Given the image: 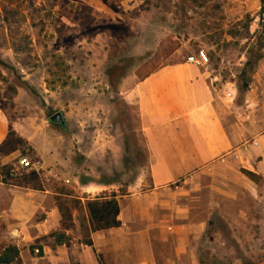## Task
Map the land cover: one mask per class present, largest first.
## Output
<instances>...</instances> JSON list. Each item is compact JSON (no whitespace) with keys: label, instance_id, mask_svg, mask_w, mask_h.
Here are the masks:
<instances>
[{"label":"rangeland","instance_id":"374dc122","mask_svg":"<svg viewBox=\"0 0 264 264\" xmlns=\"http://www.w3.org/2000/svg\"><path fill=\"white\" fill-rule=\"evenodd\" d=\"M189 57L216 85L235 90L236 105L249 100L264 113V0H0V115L15 148L0 166V255L14 247L22 264L21 253L38 258L43 247H69L73 218L86 243V199L148 190L150 165L128 93ZM58 113L64 127L50 123ZM255 141L246 142L243 164L219 162L141 199L153 210L139 223L126 212L140 240L128 263L264 264V180L241 174L264 154V138L259 148ZM21 156L40 159L57 177H10ZM10 187L59 194L73 228L61 220L58 232L23 244L7 217Z\"/></svg>","mask_w":264,"mask_h":264},{"label":"crops","instance_id":"0c3cea01","mask_svg":"<svg viewBox=\"0 0 264 264\" xmlns=\"http://www.w3.org/2000/svg\"><path fill=\"white\" fill-rule=\"evenodd\" d=\"M215 81L200 64L175 63L134 82L128 95L134 102L136 132L150 165L148 190L143 194L112 193L119 207L120 228L91 233L85 214L84 231L89 232V239L82 243V226L73 218L75 237L69 247H43L38 258L22 257L21 253L22 264H129L130 247L137 246L140 240L128 231L126 212L132 210L134 221L139 223L153 210L150 205L141 207L144 197L161 194L176 182L219 162L234 159L243 164L249 138H255L254 148L260 146L258 138H264V113H260L263 107L249 100L236 105L235 90L216 85ZM7 136L8 124L0 115V145ZM8 155L0 153V166L8 163ZM255 156L258 159L245 169L264 180V170L259 167L264 154ZM9 189L7 217L23 244L30 245L61 229L56 201L59 194ZM70 233L66 231V235ZM89 240L92 247L85 245Z\"/></svg>","mask_w":264,"mask_h":264},{"label":"trees","instance_id":"16d2710c","mask_svg":"<svg viewBox=\"0 0 264 264\" xmlns=\"http://www.w3.org/2000/svg\"><path fill=\"white\" fill-rule=\"evenodd\" d=\"M10 137L11 134H8L6 140L0 145V153L2 155H8L15 151ZM30 158L38 159L33 156H30ZM9 171L10 169L2 168V172L5 176L9 175ZM241 174L251 182H255L257 179H260L254 173L246 170H241ZM18 180L22 183L37 182V177L33 174H30ZM115 197L116 196L112 194L109 198L104 196L98 199L87 201L85 203V209L87 212L89 229L91 233L120 228L121 223L118 220L119 207ZM57 205L58 211L61 216L63 229H72L73 224L71 222V214L69 210L65 209L61 204L57 203ZM65 222L68 224L64 225ZM85 245L88 247H92V243L90 240ZM30 251L33 252V249H30ZM39 254L40 255L38 257L41 256V251H39ZM0 264H20L19 251L14 247L6 248L0 255Z\"/></svg>","mask_w":264,"mask_h":264},{"label":"built area","instance_id":"2783aa9c","mask_svg":"<svg viewBox=\"0 0 264 264\" xmlns=\"http://www.w3.org/2000/svg\"><path fill=\"white\" fill-rule=\"evenodd\" d=\"M186 63L199 65V62L194 57L187 58ZM30 174L35 175L41 181H48L57 177L53 169L46 167L42 161L23 156L17 160L15 170L11 172L10 177L22 179L24 176Z\"/></svg>","mask_w":264,"mask_h":264},{"label":"water","instance_id":"95a60500","mask_svg":"<svg viewBox=\"0 0 264 264\" xmlns=\"http://www.w3.org/2000/svg\"><path fill=\"white\" fill-rule=\"evenodd\" d=\"M50 123L55 125V126H60L64 127L65 126V121L62 116V114H55L53 117L50 118Z\"/></svg>","mask_w":264,"mask_h":264}]
</instances>
